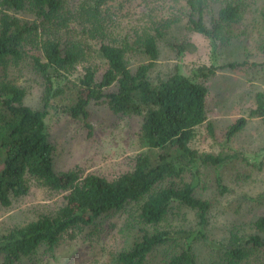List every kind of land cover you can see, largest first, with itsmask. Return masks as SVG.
Listing matches in <instances>:
<instances>
[{
    "label": "trees",
    "instance_id": "1",
    "mask_svg": "<svg viewBox=\"0 0 264 264\" xmlns=\"http://www.w3.org/2000/svg\"><path fill=\"white\" fill-rule=\"evenodd\" d=\"M68 1L0 0V205L11 208L34 187L64 194L65 200L52 214L0 232V264H26L42 249L55 250L66 235L93 229L120 212L125 214L120 230L125 241L110 264H264V203L252 215L249 231L231 228L220 241L209 233L214 210L210 197L216 200L229 188L218 174L217 192L211 196L201 187L203 173L221 170L239 155L195 146L202 130L215 139L204 82L220 68L260 64L230 62L199 68L192 77L176 71L153 81L159 27L130 44L111 32L112 0H78L74 7ZM182 1L189 11L187 27L205 36L214 53L218 42L234 41V27L246 13L254 19L252 24L262 25L259 39L264 49V1L256 9L249 0ZM71 27L80 30L79 44L72 39ZM183 51L179 47L178 52ZM139 54L147 62L132 68L129 58ZM79 67L83 72L75 78ZM34 80L41 88V108L27 104ZM60 100L62 112L82 119L90 135L93 104L138 118L141 152L133 170L114 180L83 175L78 168L58 173L47 119ZM253 118L264 126V93L256 95L248 118H239L229 128L227 140ZM253 167L260 168L261 162Z\"/></svg>",
    "mask_w": 264,
    "mask_h": 264
},
{
    "label": "rangeland",
    "instance_id": "2",
    "mask_svg": "<svg viewBox=\"0 0 264 264\" xmlns=\"http://www.w3.org/2000/svg\"><path fill=\"white\" fill-rule=\"evenodd\" d=\"M264 0L248 1L256 9ZM74 7L78 0H69ZM112 21L109 24L115 38L132 44L144 32H153L159 27V59L151 71V79L157 81L176 71L192 77L199 68H210L230 62L264 63L260 28L252 24L254 19L245 14L234 27V41L229 44L218 42L214 53L210 41L187 27L188 9L182 0H112L109 2ZM120 12V13H117ZM117 13V14H116ZM258 20L261 21V18ZM251 24V25H248ZM258 27V28H257ZM73 29L72 39L79 44L80 30ZM91 44L96 48L94 41ZM181 47L183 54L178 52ZM130 66L146 63L142 55H131ZM96 65L101 64L94 60ZM237 70L220 68L215 75L204 82L208 89L207 99L209 120L214 125L215 139L201 131L195 146L213 153H236V159L221 170H206L203 184L208 194L217 192L215 178L222 175L229 191L216 200L212 198L214 210L210 235L222 240L228 230H250V219L264 203V126L258 118L249 119L247 126L231 141L227 140L229 128L241 117L248 118L256 107V95L264 93V65ZM83 72L78 68L75 78ZM103 70H99L98 80ZM34 80L29 85L27 104L41 108V88ZM63 101H56L48 115L51 142L55 147V169L58 173L80 169L83 175L95 174L109 180L133 170L141 152L138 143L140 121L136 117L114 114L105 104L90 107V135L82 119H73L61 110ZM247 162H251L249 165ZM261 162L260 168L253 165ZM64 194L34 187L24 199L15 202L11 208L0 205V232L24 226L41 216L54 213L64 205ZM257 204V205H256ZM263 210L259 211V215ZM125 214H114L93 229H86L78 235H66L59 247L50 251L42 249L26 264H110L124 246L123 227ZM262 261L264 255L260 254ZM264 263V262H263ZM220 264V262H219ZM253 264H255L253 262Z\"/></svg>",
    "mask_w": 264,
    "mask_h": 264
}]
</instances>
